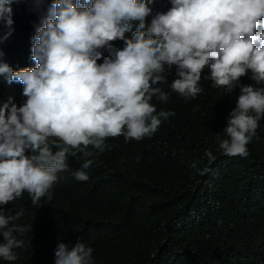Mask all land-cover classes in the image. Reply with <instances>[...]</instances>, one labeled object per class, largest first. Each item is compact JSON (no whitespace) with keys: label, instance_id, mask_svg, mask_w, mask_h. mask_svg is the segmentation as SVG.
<instances>
[{"label":"clouds","instance_id":"1","mask_svg":"<svg viewBox=\"0 0 264 264\" xmlns=\"http://www.w3.org/2000/svg\"><path fill=\"white\" fill-rule=\"evenodd\" d=\"M19 0H0V46L13 35L23 13ZM155 0H31L40 15L31 37L35 67L13 70L0 60V77L22 95L0 99V258L14 262L19 237L32 229L16 223L23 215H5L3 206L27 193L35 207L52 201L68 157H79L77 181H87L95 158L111 150L106 141L151 138L174 111L160 110L153 97L168 102L165 65L176 66L171 91L194 100L201 80L231 94L241 77L264 83V0H170L150 24ZM22 15V17H21ZM126 33H131L126 37ZM122 40L118 49L112 43ZM107 51L108 55H104ZM4 55L0 48V58ZM103 61L98 63V61ZM209 74L204 75L205 68ZM240 94L217 136L225 155L246 158L247 145L260 139L264 87L239 85ZM26 98V99H25ZM205 155L215 160L211 151ZM139 159V158H137ZM197 169V162L191 165ZM210 168L200 170L206 174ZM55 264H95L93 249L77 241L59 242Z\"/></svg>","mask_w":264,"mask_h":264},{"label":"trees","instance_id":"2","mask_svg":"<svg viewBox=\"0 0 264 264\" xmlns=\"http://www.w3.org/2000/svg\"><path fill=\"white\" fill-rule=\"evenodd\" d=\"M12 7L24 19L14 20L13 35L0 46V60L13 70L35 67L31 37L40 15L32 10L31 0ZM170 7V0H155L147 23ZM4 30L0 25V34ZM112 43L118 49L125 46L122 40ZM165 69L168 82L158 86L169 93V100L153 97L151 103L175 116L163 121L151 138L107 140L111 150L95 158L86 170L87 181L74 178L83 161L69 156V170L59 174L52 201L42 199L35 207L24 193L3 206L5 215L23 212L16 223L32 229L19 237L25 241L24 248L15 250L19 258H0V264H55L58 243L71 247L77 241L93 249L95 264H264V119L259 122L260 139L247 145L246 158L225 155L217 142L218 135L227 138L223 129L239 85L258 88L264 83L257 84L249 73L225 94L202 78L203 92L185 101L170 88L176 66ZM3 80L0 99L22 95V84L9 87ZM194 161L197 169L191 167ZM204 168L211 170L200 174Z\"/></svg>","mask_w":264,"mask_h":264}]
</instances>
